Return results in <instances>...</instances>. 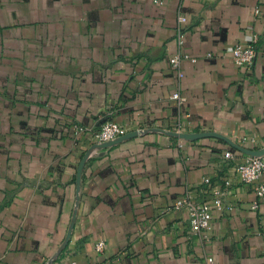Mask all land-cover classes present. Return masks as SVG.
<instances>
[{
  "label": "crops",
  "instance_id": "0c3cea01",
  "mask_svg": "<svg viewBox=\"0 0 264 264\" xmlns=\"http://www.w3.org/2000/svg\"><path fill=\"white\" fill-rule=\"evenodd\" d=\"M253 39L240 67L231 50ZM107 120L141 133L96 145ZM179 126L264 147V0H0V264H264L247 154L159 130ZM214 185L233 209L213 207L204 238L171 206Z\"/></svg>",
  "mask_w": 264,
  "mask_h": 264
},
{
  "label": "built area",
  "instance_id": "2783aa9c",
  "mask_svg": "<svg viewBox=\"0 0 264 264\" xmlns=\"http://www.w3.org/2000/svg\"><path fill=\"white\" fill-rule=\"evenodd\" d=\"M162 3V0H158ZM179 22L181 25L188 23L189 18L185 14H180ZM256 39L245 44H236L231 50L233 61L240 67H250L257 56V44ZM186 58H190L187 54L176 53L170 58V62L177 70L178 76L183 77L184 73L181 69L182 61ZM192 61H196V58H191ZM171 99L176 100L178 103H182L186 98L180 91H176L171 95ZM189 116V115H187ZM178 131H186L183 126H179ZM87 131V127L82 125H76L75 132L77 135L83 134ZM128 133V127L125 124H121L114 120H107L99 127V129L93 131V139L96 144H102ZM238 143L246 145L251 143L253 148H258V142L255 137L242 136L238 139ZM227 158L233 157V152L227 150L225 152ZM237 173L242 183L253 185L257 199L251 203L252 209H257L260 205V201L264 198V155L251 156L246 155L244 160L240 162L236 167ZM204 183L210 186L212 184L211 177H205ZM210 197L208 199H196L194 193L188 190L186 193L177 197L172 203L171 209L175 211L184 210L187 212L188 224L192 234H198L201 237L209 238L210 230L212 229V208L215 207L219 210L233 209V205L227 203L226 190L218 187H210ZM105 248V241L100 240L96 243V250L102 252ZM213 257H208L207 261L213 263ZM71 264H78L77 261H72Z\"/></svg>",
  "mask_w": 264,
  "mask_h": 264
},
{
  "label": "water",
  "instance_id": "95a60500",
  "mask_svg": "<svg viewBox=\"0 0 264 264\" xmlns=\"http://www.w3.org/2000/svg\"><path fill=\"white\" fill-rule=\"evenodd\" d=\"M160 131H163L164 133L170 134V135H174L176 137H179L180 139H186V140H194V139H198V138H202V137H206V136H216V137H220L226 141H228V143H230L233 147L243 151L244 153H246L247 155H251V156H261L264 155V147L261 148H250V147H246L243 146L239 143H236L235 141L229 139L228 137H226L225 135L221 134V133H217V132H186V131H169V130H164V129H159ZM141 133V131H135V132H129L126 133L125 135H122L120 137H118L117 139L102 143V144H96V145H102V146H108V145H112L124 138H127L129 136H133V135H137ZM86 159V158H85ZM85 159L82 161V164L84 163Z\"/></svg>",
  "mask_w": 264,
  "mask_h": 264
}]
</instances>
